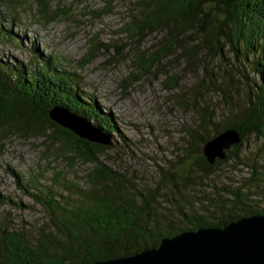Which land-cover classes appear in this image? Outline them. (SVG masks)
I'll list each match as a JSON object with an SVG mask.
<instances>
[{
	"label": "trees",
	"instance_id": "trees-1",
	"mask_svg": "<svg viewBox=\"0 0 264 264\" xmlns=\"http://www.w3.org/2000/svg\"><path fill=\"white\" fill-rule=\"evenodd\" d=\"M85 1L76 0L80 4ZM103 1L104 7L96 17L112 11L115 0ZM15 2L23 6L25 0H7L13 13H17ZM36 3L35 15L43 25L70 15L67 7L53 8L49 0ZM130 17L123 31L136 42L133 63L141 75L173 50L180 51V59L187 65L200 66L210 58L224 57L226 49L241 62L242 69H237L242 74L248 68L253 75L249 82L244 75V99L236 86H220L228 98L230 117L217 121L214 113H206L201 119L202 130L191 131L195 144L188 153L192 154V162L187 170L181 166L179 173H168V180L175 187L177 178L187 184L191 166L207 176L229 160L250 167L249 176L233 187L216 188V200L209 208H197L178 189L177 194L169 195L152 193L151 189L143 193L124 174L99 159L114 144L113 136L120 134L117 118L95 96L86 95L57 58L51 62L46 56L36 69L9 62L0 54V148L1 141L11 134L39 137L45 159L62 156L67 166L77 161L94 165L78 181L58 169L48 184L40 183L42 173L26 184L19 180L20 189L42 208L45 218L34 229H9L1 222L0 264H83L105 260L156 247L162 237L183 230L221 227L242 216L264 213V194L251 191L264 183V162L249 166L240 154L249 136L261 138L264 148V0H137ZM14 19L12 16L2 24L0 17V36L13 34ZM155 31L163 32L158 49L146 53L139 43ZM193 36L195 42L189 44L187 39ZM101 45L98 40L92 42L80 68L107 49ZM116 52L120 54L122 50ZM56 107L82 118L108 136L111 144L89 141L52 119L50 110ZM229 128L239 133V143L225 150L224 159L217 158L209 164L202 154L203 143ZM199 198H203L201 202L208 200L205 194Z\"/></svg>",
	"mask_w": 264,
	"mask_h": 264
},
{
	"label": "rangeland",
	"instance_id": "rangeland-1",
	"mask_svg": "<svg viewBox=\"0 0 264 264\" xmlns=\"http://www.w3.org/2000/svg\"><path fill=\"white\" fill-rule=\"evenodd\" d=\"M136 1L115 0L110 14L96 17L97 11L104 7L103 0H86L81 4L76 0H49L53 8L67 7L70 15L43 25L35 15L36 0H25L23 6L15 2L17 13L7 6V0H0L2 24L15 17L11 27L13 34L0 36V54L9 62L23 63L31 68H36L48 55L51 62L57 58L84 93L95 96L117 118L120 134L113 136L114 144L99 156L101 161L124 174L130 184L143 193L151 189L152 193L169 195L177 194L178 189L197 208H209L216 200L215 189L245 182L250 167L229 160L206 176L191 166L189 183L177 178L176 187L168 180V173L178 171L181 166L187 170L192 162L188 150L194 143L191 131L202 130L201 119L206 113H214L217 121L230 117L228 98L220 86H236L240 98L244 99V83L247 82L244 75L248 82L253 75L248 68L242 74L238 70L242 69L241 62L227 49L224 57L210 58L206 65L200 66L197 63L187 65L180 59V51L173 50L148 73L139 74L133 63L136 42L123 31L131 20ZM162 36V31L149 34L140 41V49L146 53L155 51ZM194 38L187 42L194 43ZM92 40H98L107 49H102L90 63L80 68ZM116 50L122 52L119 54ZM41 141L39 137L17 134L1 141L0 224L2 222L9 229H34L45 218L42 208L20 189L19 180L26 184L31 177L42 173L40 183L48 184L53 171L58 169L78 181L94 166L80 161L72 167L67 166L62 156L57 160L52 156L45 159ZM262 144V139L255 136L243 141L242 161L255 167L263 163ZM260 186L264 187V183L255 185L251 191L264 194ZM202 194L208 196V200L201 202L203 198L199 196Z\"/></svg>",
	"mask_w": 264,
	"mask_h": 264
},
{
	"label": "water",
	"instance_id": "water-1",
	"mask_svg": "<svg viewBox=\"0 0 264 264\" xmlns=\"http://www.w3.org/2000/svg\"><path fill=\"white\" fill-rule=\"evenodd\" d=\"M50 116L89 141L111 144L108 136L62 108L51 109ZM239 141L234 128L226 129L203 143L202 154L213 164ZM83 264H264V213L242 216L221 227L183 230L162 237L156 247Z\"/></svg>",
	"mask_w": 264,
	"mask_h": 264
}]
</instances>
